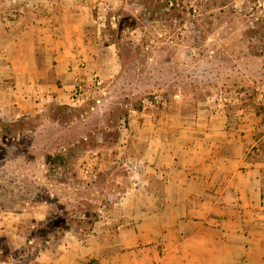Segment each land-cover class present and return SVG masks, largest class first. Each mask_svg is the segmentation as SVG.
Returning <instances> with one entry per match:
<instances>
[{
    "label": "crops",
    "instance_id": "1",
    "mask_svg": "<svg viewBox=\"0 0 264 264\" xmlns=\"http://www.w3.org/2000/svg\"><path fill=\"white\" fill-rule=\"evenodd\" d=\"M114 5L0 0L1 122L13 131L23 121L19 133L29 135L27 120L69 105L80 83L99 76L106 91L122 72L99 23ZM241 96L193 115L133 111L125 140L80 155L131 170L121 168L112 202L96 207L87 228L36 243L25 264H264V98Z\"/></svg>",
    "mask_w": 264,
    "mask_h": 264
},
{
    "label": "rangeland",
    "instance_id": "2",
    "mask_svg": "<svg viewBox=\"0 0 264 264\" xmlns=\"http://www.w3.org/2000/svg\"><path fill=\"white\" fill-rule=\"evenodd\" d=\"M114 3L99 23L122 72L106 91L80 108L50 106L27 120L29 135L19 133L23 121L12 131L0 120V264H25L36 243L87 228L96 207L112 202L106 194L120 187L121 168L131 170L80 155L100 156L102 142L125 140L133 111L193 115L236 94L264 98V0Z\"/></svg>",
    "mask_w": 264,
    "mask_h": 264
},
{
    "label": "built area",
    "instance_id": "3",
    "mask_svg": "<svg viewBox=\"0 0 264 264\" xmlns=\"http://www.w3.org/2000/svg\"><path fill=\"white\" fill-rule=\"evenodd\" d=\"M170 6H173V4L170 3ZM102 85L103 82L99 76H93L91 78L89 87L87 88L84 86V83H80L74 88L69 106L74 108L77 106L85 105L93 96V92L99 91ZM157 99L158 98H155V100ZM145 104L153 105V102L145 101Z\"/></svg>",
    "mask_w": 264,
    "mask_h": 264
}]
</instances>
